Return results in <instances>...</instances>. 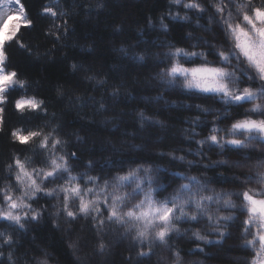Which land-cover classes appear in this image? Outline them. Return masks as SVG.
<instances>
[{
    "label": "trees",
    "instance_id": "16d2710c",
    "mask_svg": "<svg viewBox=\"0 0 264 264\" xmlns=\"http://www.w3.org/2000/svg\"><path fill=\"white\" fill-rule=\"evenodd\" d=\"M187 2L57 0L56 10L64 15L52 17L42 14L51 0H20L33 25L20 32L27 47L12 42L6 55L8 68L27 87L12 89L2 105L0 187L5 183V164L14 153L41 158L36 143L13 142L11 131L43 129L47 133L58 125L65 151L77 154L71 161L77 172L107 177L119 167H159L157 180L167 188L161 198L186 182L176 173L211 180L209 187L218 191L239 190L235 177L242 180L244 174L256 171L257 160L264 159V145L254 142L247 149L229 146L221 151L196 141L210 134L214 121L219 127L229 126L243 108L225 112L221 101L210 94L190 93L179 83L171 86L160 78L169 63L166 53L170 47L204 51L209 60H215L211 45L222 41L217 26L209 21V0H203L205 12L184 8ZM25 94L43 101L46 114L43 110L18 112L14 101ZM202 108L212 111L206 113ZM197 150L203 155H194ZM90 161L94 163L91 170L86 167ZM236 161L244 166H233ZM29 203L40 215L36 220L30 216L23 220V228L0 220V231L10 234L13 241L4 244L0 238V264H37L39 260L47 264H173V250L179 252L180 264H246L251 256L243 247L246 213L239 211L221 208V215L237 217L221 222L227 225L221 228L223 237L206 218L199 224L183 222L178 225L179 235L173 234L168 244L155 243L149 251L147 243L133 240L134 232L126 233L119 225L98 228L91 216L70 221L57 214L60 202L55 197L41 194ZM194 228L209 243L196 240L190 230ZM141 251L149 255L141 256Z\"/></svg>",
    "mask_w": 264,
    "mask_h": 264
},
{
    "label": "snow or ice",
    "instance_id": "6c2138e0",
    "mask_svg": "<svg viewBox=\"0 0 264 264\" xmlns=\"http://www.w3.org/2000/svg\"><path fill=\"white\" fill-rule=\"evenodd\" d=\"M171 2L179 5L182 0ZM56 4L57 0H51L42 14L52 17L64 15L57 12ZM209 6L212 9L209 21L217 26L222 37L220 43L211 45L215 60H209L204 51H188L173 46L166 53L169 63L161 70L160 78L171 86L179 83L184 91L190 93L210 94L212 99L221 101L225 112L243 108L227 127H219L214 121L210 134L197 140L198 145H215L221 151L229 146L247 149L254 142L264 145V0H209ZM183 7L198 12L208 10L203 0H188ZM32 25L33 21L20 0H0V131H3L5 112L2 105L10 91L17 86L21 89L27 87V82L19 79L15 70L8 68L6 47L15 42L26 48L20 32ZM245 104L250 107H244ZM42 106L43 101L26 94L14 101L15 109L21 114L37 110L46 114ZM197 107L201 108L200 105ZM202 111L212 110L202 108ZM216 119L219 120V113ZM196 122L193 121L194 124ZM10 135L13 142L22 145L36 143L41 150V158L37 160L34 156L14 153L5 164V183L0 187V220L20 228L24 227L22 221L29 216L36 220L40 212L29 202L42 194L55 197L60 202L57 214H64L70 221L79 216H91L98 228L105 224L119 225L126 233L134 232L133 240L142 245L147 243L150 251L155 243L168 244L173 234L179 235L178 225L183 222L199 224L206 218L209 224L214 225L213 231L223 237L225 232L221 228L227 225L221 222L237 219L232 214H220L221 208L230 209L246 213L243 247L251 251L246 264H264V159L257 160L254 173L244 174L242 180L235 177L240 181L237 185L239 190L218 191L209 187L211 180L176 173L186 182L161 198V191H167V188L157 180L159 167L140 164L127 170L116 168L111 176H93L75 170L71 161L77 154L65 151L66 141L59 136L58 125L47 133L43 129L16 128ZM194 155L202 156L203 151L197 150ZM172 158L185 159L184 156ZM216 163L225 164L227 161ZM233 166L243 167L244 163L236 161ZM86 167L91 170L94 163L90 161ZM208 167L212 165H205ZM253 183L260 187H251ZM190 230L196 240L209 243L200 229ZM0 238L4 244L13 242L12 236L2 231ZM104 247L103 243L99 245L101 250ZM139 255L147 256L149 252L141 251ZM173 256V264H180L179 252L173 250ZM37 264H47V261L39 260Z\"/></svg>",
    "mask_w": 264,
    "mask_h": 264
}]
</instances>
